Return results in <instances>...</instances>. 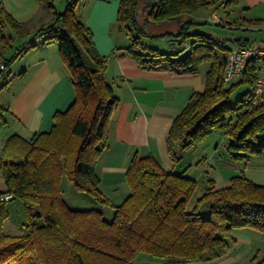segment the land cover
<instances>
[{
  "label": "trees",
  "instance_id": "trees-1",
  "mask_svg": "<svg viewBox=\"0 0 264 264\" xmlns=\"http://www.w3.org/2000/svg\"><path fill=\"white\" fill-rule=\"evenodd\" d=\"M42 1L53 16L33 38L48 34L44 42L57 43L74 100L66 110L54 113L49 130L27 139L13 135L6 141L0 159L5 185L0 191V264H133L139 253L192 264L228 253L235 229L264 233V184L244 174L231 176L229 185L220 189L210 184L188 209L197 182L184 171H165L151 155L135 153L125 172L129 193L124 199L115 204L101 191L96 162L107 146L108 123L118 98L105 79V58L94 47L88 27L75 15L76 4L69 1L58 12L52 3ZM236 1L119 0L116 21L131 39L127 54L140 68L181 75L208 64L204 90L190 95L167 132L166 149L174 164L180 160L177 147L187 150L216 128L228 135V149L234 156L264 154V102L249 89L231 107L230 89L222 78L228 51L236 43V47L248 45L247 40L194 31L192 26L198 23L185 18L197 9L220 5L229 14ZM2 20L18 33L25 27L0 10ZM172 22L177 24L173 29ZM149 34L166 36L179 48L176 52L148 48L140 36ZM187 40L188 53L179 57ZM10 61L0 62L7 67ZM260 64L248 61L242 82L252 86ZM230 112L234 118H228ZM63 175L76 190L114 209L112 219L106 220L96 209L68 208L62 198ZM5 194L23 204L26 221L17 235L3 228ZM203 208L207 217L201 215ZM250 264H264V251L254 254Z\"/></svg>",
  "mask_w": 264,
  "mask_h": 264
},
{
  "label": "crops",
  "instance_id": "crops-1",
  "mask_svg": "<svg viewBox=\"0 0 264 264\" xmlns=\"http://www.w3.org/2000/svg\"><path fill=\"white\" fill-rule=\"evenodd\" d=\"M47 1L56 9L54 0ZM69 1L76 4L77 19L88 27L94 47L105 58V79L118 98V105L108 123L107 146L97 159L96 171L101 191L112 201L120 202L129 193L125 172L133 154L151 155L161 166L167 158L172 162L166 149L167 132L190 95L204 90L208 64L200 66L195 73L181 75L167 70L142 69L127 54L125 49L128 45L119 47V50L115 48L113 35L119 29L116 21L119 0H82V5L79 0H66V3ZM88 3L91 4L90 9L82 11ZM215 8H220L221 12L218 14ZM0 10L16 22L25 24L23 31L18 33L8 23L0 21L3 36V39L0 38V61L11 60L0 84L1 159L9 137L18 135L27 139L35 133L49 130L54 123V113L66 110L73 102L74 90L57 43L44 42L48 34L33 38L41 24L51 21V9L44 6L42 0H0ZM208 10L202 15L197 14L199 9L194 13L207 23H213L209 21V16L216 12L226 21L220 26L231 29L242 26L239 30L249 33L261 30L264 25L250 22H264V0H237L231 5L229 14L224 12L222 5ZM221 38L247 40L250 46L264 44V37L252 40L245 35H231ZM236 44L232 47L238 46ZM3 190L5 185L0 171V191ZM108 190L116 195H110ZM232 235L234 240L250 241L243 233L233 232ZM256 242L261 252L264 241ZM233 247L216 260L203 261L214 262L229 255L232 257Z\"/></svg>",
  "mask_w": 264,
  "mask_h": 264
},
{
  "label": "rangeland",
  "instance_id": "rangeland-1",
  "mask_svg": "<svg viewBox=\"0 0 264 264\" xmlns=\"http://www.w3.org/2000/svg\"><path fill=\"white\" fill-rule=\"evenodd\" d=\"M82 0H79L80 4ZM72 2V1H71ZM233 3L232 5H234ZM54 5L58 12H62L65 9L66 0H54ZM80 5V6H81ZM79 6V7H80ZM91 4L88 3L87 7H83L82 11L89 10ZM234 7V6H233ZM218 14L221 12L220 8H215ZM210 10L205 8H200L197 12L198 15L202 13H208ZM225 12V11H224ZM200 13V14H199ZM193 12L192 16H186L185 18L191 19L195 23L192 26V30L201 31L205 33H211L213 31L216 37H228V36H247L253 39H258L259 37H264V30L253 31L249 33L247 30H239L237 28L231 29L225 26L215 25L213 23H205L202 17L198 16ZM221 23L225 24V20L221 17ZM50 21V19H49ZM202 21V22H199ZM177 24L172 22L170 27L173 29ZM161 28L160 30H162ZM158 30V31H160ZM6 35L9 34L8 29L5 30ZM212 34V33H211ZM116 50L124 45H130L131 39L126 34L124 30L118 29V33L113 35ZM140 41L143 45L148 48L158 49L160 51H170L176 52L179 48L175 43L172 42L166 36L159 35H142L140 36ZM187 43L182 51L178 53L179 57H182L188 53ZM207 63H202L200 66H205ZM6 72V71H5ZM5 75V74H4ZM4 79V76L1 80ZM1 84V83H0ZM227 89H230L227 102L228 104L235 108L237 101L240 96L251 88L249 83L242 82L241 74L233 76L229 81L225 82ZM235 113L230 112L228 118H234ZM227 118V119H228ZM229 137L225 134L222 128H216L210 134L205 135L202 139L193 143L192 147L187 150H181L177 148V155L180 160L173 164L169 159H165L163 162V168L165 171L181 172L184 171L185 175L193 178L197 182V188L191 201L188 204V209H191L195 200L204 192L205 188L210 184L214 188H223L229 185L230 177L233 175L244 174L245 176L252 179L254 182L264 184V154H249L247 158H238L234 156L233 152L228 149ZM172 163V164H171ZM210 180V181H209ZM211 182V183H210ZM61 189L62 198L66 206L74 210H87L96 209L102 212L103 217L106 220H111L114 215V209L106 205H100L95 200H93L89 195L84 192L76 190L72 182L63 175L61 178ZM110 195H116L114 192H110ZM118 194V193H117ZM3 199L7 201V217L4 220L3 228L7 234L17 235L20 233V226L25 223L26 217L24 214V208L22 201L18 198L10 199L9 194L2 196ZM119 200H113L115 204H119ZM201 215L207 217L208 212L206 208L201 210ZM235 233H243L248 236L247 240H234L232 235V240L230 241L231 248L234 252L232 257L229 255L225 258H221L214 262L203 261L199 263L192 264H250V259L258 252L259 246H257V240L264 241V233L252 230V229H235L232 231ZM256 240V241H255ZM259 245V244H258ZM264 251V249H260ZM170 259H159L154 258L146 253H139L133 264H152L156 262L157 264H191L181 261H168Z\"/></svg>",
  "mask_w": 264,
  "mask_h": 264
},
{
  "label": "built area",
  "instance_id": "built-area-1",
  "mask_svg": "<svg viewBox=\"0 0 264 264\" xmlns=\"http://www.w3.org/2000/svg\"><path fill=\"white\" fill-rule=\"evenodd\" d=\"M221 17L216 12H212L209 21L220 24ZM242 29V26H238ZM264 29V25L261 26ZM250 60H259L260 68L257 77L252 83L251 92L255 99H261L264 102V44L258 46L244 45L240 47H232L228 51L226 66L223 72V81H229L233 76L241 74L244 66ZM6 71V65L0 62V83Z\"/></svg>",
  "mask_w": 264,
  "mask_h": 264
}]
</instances>
